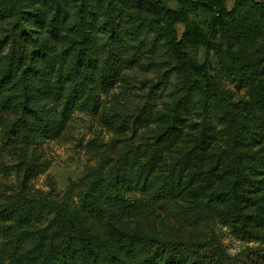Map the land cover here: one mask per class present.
I'll list each match as a JSON object with an SVG mask.
<instances>
[{"label": "trees", "instance_id": "obj_1", "mask_svg": "<svg viewBox=\"0 0 264 264\" xmlns=\"http://www.w3.org/2000/svg\"><path fill=\"white\" fill-rule=\"evenodd\" d=\"M174 1L178 9L165 0H0V109L18 114L6 132L8 141L15 145L56 138V121H68L81 101L94 103L95 89L110 90L143 58L156 60L150 61L155 71L160 57V64H174L172 70L182 83L169 84L162 76L151 86L152 95L172 102L171 110L158 116L157 139L169 140L187 116L198 114L202 122L198 141L203 143L213 132V119H221L228 137L223 153L232 175L216 194L218 202L228 207L221 214L241 236H257L255 226L259 223L264 229V214L244 211L241 200L248 189L241 162L244 127L213 74L211 61L216 60L223 75L247 84L263 109L264 80L255 82L252 72L239 71L224 44L190 20L187 10L201 9L207 20L214 19L230 36L234 15L248 5L264 13V1L234 0L231 9L228 0ZM126 4L137 9L129 10ZM178 24L184 26L181 34ZM15 79L19 100L7 94ZM54 103L61 108L50 111L48 106ZM154 105L146 99L111 117L106 125L114 139L128 132L146 133V117ZM110 151L117 153L113 144ZM102 169V164L91 169L96 179L75 206L29 197L23 184L15 200L0 212L11 220L3 232L15 236L17 248L29 247L15 256L2 246L0 264L4 257L12 264H120L118 259L121 264H233L226 248L146 232L135 223L140 202L131 190L146 188L147 175L116 173L105 179ZM195 207L174 203L182 213Z\"/></svg>", "mask_w": 264, "mask_h": 264}, {"label": "rangeland", "instance_id": "obj_2", "mask_svg": "<svg viewBox=\"0 0 264 264\" xmlns=\"http://www.w3.org/2000/svg\"><path fill=\"white\" fill-rule=\"evenodd\" d=\"M165 1L173 9L180 7L174 0ZM233 3L234 0H228L227 7L231 9ZM126 6L129 10L137 9ZM187 13L214 41L224 44L239 71L252 72L255 82L264 80V13L250 5L240 9L232 19L230 36L222 33L214 19L207 20L201 9H189ZM177 29L181 34L184 26L178 24ZM158 54L163 55L162 50ZM157 60L159 66L155 71L150 61L156 60L143 58L134 69L125 71V79L114 83L110 90L96 87L94 103L81 101L68 121H56L59 132L53 139L9 143L6 132L18 114L0 109V210L15 200L25 183L29 197L55 199L66 206H75L96 179L91 169L102 164L105 179L116 173L147 175L146 188H133L131 194L140 202L135 223H140L149 234L191 237L208 247L226 248L233 264H264V229L259 223L255 226L257 236L243 237L221 214L228 207L218 202L216 194L232 178L223 153L228 144L223 121L213 119V132L203 143L198 141L202 125L198 114L187 116L169 140L157 139L158 116L169 112L172 102L152 95L151 86L162 76L169 84L182 83L181 76L172 70V62L160 64L163 59L157 57ZM211 65L238 122L244 127L241 162L248 189L241 198L243 210L264 214V109L247 84L223 75L215 59ZM15 81L7 94L19 100L20 88ZM146 99L155 104L146 117L149 122L146 133L128 132L115 140L106 122L117 113L131 110L135 105L139 107L140 101ZM48 107L50 111L59 110L61 104ZM111 144L116 147V155L107 153ZM175 202L196 207L182 213L174 208ZM9 224L11 220L0 212V248L5 246L8 252L18 256L29 245L16 247L15 236L7 230L3 232ZM3 263L12 264L8 257H4Z\"/></svg>", "mask_w": 264, "mask_h": 264}]
</instances>
